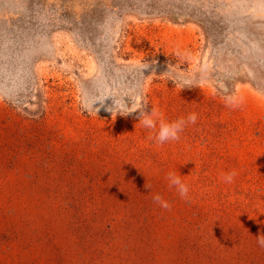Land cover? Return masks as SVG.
<instances>
[{"label":"rangeland","instance_id":"obj_1","mask_svg":"<svg viewBox=\"0 0 264 264\" xmlns=\"http://www.w3.org/2000/svg\"><path fill=\"white\" fill-rule=\"evenodd\" d=\"M259 235L264 0H0V264H264Z\"/></svg>","mask_w":264,"mask_h":264},{"label":"clouds","instance_id":"obj_2","mask_svg":"<svg viewBox=\"0 0 264 264\" xmlns=\"http://www.w3.org/2000/svg\"><path fill=\"white\" fill-rule=\"evenodd\" d=\"M166 72H169V70ZM169 75H171V73H169ZM172 81H174V83L177 82L176 79H173ZM179 83L185 87V86H191L192 81L190 79H180ZM105 98L106 97L104 95L89 98L84 102L83 107L88 112L96 111L97 113L98 109L94 107V104H96L97 101L103 102ZM225 100L227 105L233 108L240 107L244 102L243 97L239 95L238 90L233 94L226 95ZM137 109H141L139 122L142 123L143 127L148 129H155L156 128L155 117L158 116V113L153 110L150 114H147L139 106H137L135 110ZM108 110L112 112V115L113 113L117 114V112H119L121 115H128L133 111H135L129 109L126 105L122 103H117L116 101H115V107L109 108ZM196 120H197V116L195 113H193L188 116L187 121H185L184 119H180L172 123H166L162 121L160 123L159 132L155 136V140L160 144H163L164 142L169 140H178L179 133L183 130L186 123L194 124ZM151 138L152 137H150V139ZM234 176H235L234 172L228 174L226 177H224L225 182L231 183ZM167 179L169 181V187L175 186L179 195L182 198L188 197V192H189L188 186L181 181L179 176L173 173H169ZM153 200L155 203L159 204L164 209H168L170 207L169 203L163 200V198L159 194L154 195ZM257 243L260 247L264 248V235L257 236Z\"/></svg>","mask_w":264,"mask_h":264}]
</instances>
